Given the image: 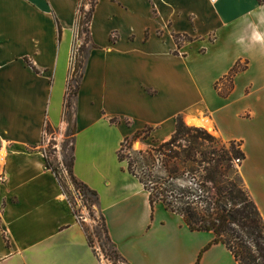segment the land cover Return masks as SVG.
<instances>
[{
  "label": "crops",
  "instance_id": "crops-1",
  "mask_svg": "<svg viewBox=\"0 0 264 264\" xmlns=\"http://www.w3.org/2000/svg\"><path fill=\"white\" fill-rule=\"evenodd\" d=\"M81 2L0 0V264H104L41 149L48 122L62 135L68 125ZM224 32L239 48L231 63L219 72L203 67ZM90 35L74 173L98 192L114 246L128 264H238L223 244L205 250L213 232L192 231L163 203L152 210L118 153L147 127L146 143L163 142L178 117L209 118L224 141L244 142L241 173L264 219V0H99ZM176 35L189 39L179 46ZM244 60L248 68L221 97L216 84Z\"/></svg>",
  "mask_w": 264,
  "mask_h": 264
},
{
  "label": "trees",
  "instance_id": "trees-1",
  "mask_svg": "<svg viewBox=\"0 0 264 264\" xmlns=\"http://www.w3.org/2000/svg\"><path fill=\"white\" fill-rule=\"evenodd\" d=\"M83 1L79 7L78 30L79 39L85 42L76 49L73 59V72L68 82V90L64 105L66 121L75 117L77 97L81 82L93 48L91 45L90 24L95 7L83 21ZM62 30L60 29V36ZM181 40L187 36L176 35ZM248 68V63L241 62L233 67L228 75L222 78L216 89L223 98L229 97L233 90L234 78ZM112 122L115 123V120ZM53 131L47 123L46 133ZM153 129L150 127L125 138L118 153L121 162H128V171L136 176L150 194L152 210L158 203L182 216L189 228L194 232H213L215 240L212 245L223 244L235 257L238 264H264V219L250 195L241 173L243 163L247 159L243 141H224L207 130L199 127H188L183 118L177 119L175 132L163 142L153 141L135 151L133 146L138 140L147 141ZM75 141L73 152H75ZM46 168L56 176L64 194L68 197L74 214L78 216L73 199L69 197L66 184L49 156ZM75 155L65 164L70 185L79 193L85 205L99 207V194L87 184L80 181L74 173ZM70 186V187H71ZM105 243L101 245L103 253L111 260L128 263L118 252L109 235L105 217L102 216ZM84 225V222H81ZM88 242L99 257L95 241L87 230ZM200 263V260L197 264Z\"/></svg>",
  "mask_w": 264,
  "mask_h": 264
},
{
  "label": "rangeland",
  "instance_id": "rangeland-1",
  "mask_svg": "<svg viewBox=\"0 0 264 264\" xmlns=\"http://www.w3.org/2000/svg\"><path fill=\"white\" fill-rule=\"evenodd\" d=\"M97 0H84L83 1V21H86L87 14L92 10L93 5H95ZM224 25L226 23H230V19L226 17L223 21ZM168 30V28H167ZM215 33L212 34L209 39L212 41L215 39L214 37ZM116 37V35H114ZM189 39V38H188ZM85 42V38L78 39L77 46L74 50L73 59L75 60L76 57V49H79L80 46H82ZM239 49L237 46H231L228 42V35L226 32H224L219 41L218 44L212 48L209 51V54L207 55V58L205 60H200V65H203V67H217V72L223 70L226 66L231 63V57L230 54H233L235 50ZM204 52V50L202 51ZM225 52H228L227 56L225 55ZM248 61H243L242 66L247 65ZM199 65V66H200ZM253 74H258V63L256 62L254 64L253 68ZM251 75H245L243 78V85H245L250 78H252ZM188 117L186 115H183V121L186 126L188 127H198L195 124H188ZM207 120L211 121V119L206 118ZM68 125L67 128L62 135L58 129H54L53 131H49L46 133V138L44 142L42 143L41 149L45 154L49 156L51 161L54 163L55 167L58 168L64 182L68 184V192L69 197L73 199L75 204V209L78 212V219H80L81 222H84V229L87 230L90 234H92V237L95 241V247L98 252L99 258L104 264H128L121 261H116L115 259L111 260L109 257L106 256V253H103L101 245L105 243V235L103 234V222H102V215L96 206H91L89 204L85 205L83 202L82 197L79 193H76L73 189V187L70 185V182L68 181L67 177V168L65 164H68L73 155V147H74V137H75V127H74V117L67 120ZM203 128V127H199ZM209 133H211L215 137H220L216 131V128L212 122V125L207 129ZM145 145H152V143H146L144 140H138L135 142L133 148L135 151L141 150ZM247 155V154H246ZM71 186V187H70Z\"/></svg>",
  "mask_w": 264,
  "mask_h": 264
},
{
  "label": "bare ground",
  "instance_id": "bare-ground-1",
  "mask_svg": "<svg viewBox=\"0 0 264 264\" xmlns=\"http://www.w3.org/2000/svg\"><path fill=\"white\" fill-rule=\"evenodd\" d=\"M188 124H195L198 127H203V128H209L212 125V122L207 120L206 118H198L194 116H189L188 119ZM209 130V129H208Z\"/></svg>",
  "mask_w": 264,
  "mask_h": 264
},
{
  "label": "built area",
  "instance_id": "built-area-1",
  "mask_svg": "<svg viewBox=\"0 0 264 264\" xmlns=\"http://www.w3.org/2000/svg\"><path fill=\"white\" fill-rule=\"evenodd\" d=\"M46 126H47V124H46ZM45 126V127H46ZM5 160V157H0V165H1V163H3V161ZM5 180H6V178H5V174L4 173H1L0 174V182H5ZM80 220V219H79Z\"/></svg>",
  "mask_w": 264,
  "mask_h": 264
}]
</instances>
